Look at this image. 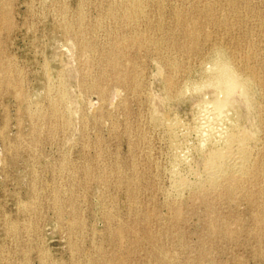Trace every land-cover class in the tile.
<instances>
[{"label": "rangeland", "instance_id": "374dc122", "mask_svg": "<svg viewBox=\"0 0 264 264\" xmlns=\"http://www.w3.org/2000/svg\"><path fill=\"white\" fill-rule=\"evenodd\" d=\"M137 2L0 0V264H264V0Z\"/></svg>", "mask_w": 264, "mask_h": 264}, {"label": "bare ground", "instance_id": "6f19581e", "mask_svg": "<svg viewBox=\"0 0 264 264\" xmlns=\"http://www.w3.org/2000/svg\"><path fill=\"white\" fill-rule=\"evenodd\" d=\"M129 5H132V7H134V8L139 6L137 0H130ZM129 5L127 4V6H129ZM227 63L228 62H226L225 64L218 62V63L214 64L215 88H217L216 91L219 93V97H217L212 102V108L217 115H218V112H220L219 108L221 106H224L227 103V101H228L227 99H228V96L230 94H232L236 89H238V90L240 89L243 96L246 97L247 89L251 85V84L249 85V83H251V82H248V80H243L246 77L245 78L243 77V79L240 78L241 75L239 77H237L233 71L234 69L233 70L231 69L232 66L229 67L230 65H228ZM62 93L64 94V91H62ZM62 93H61V96H64V95H62ZM202 124H204L203 127L206 128L205 122H202ZM206 129H210V128H206ZM213 138H215V137H213ZM250 138H251V136H250ZM218 139L222 142V147L212 149V150L210 149V151L207 153V156H206V162H207L208 166L210 167V172H209V174L207 173L208 176H206L209 181H214L216 179V177H219V174H217V173L218 172L222 173V171H225L226 169H229V171H232L233 172L232 174L241 173L243 171V168L245 167V165H247L246 161L247 160L250 161L248 158L249 150H250V149L248 150L249 135L247 133H244V131L242 133H239V132L232 133V132H228V131L227 132L219 131ZM251 144H253V143H251ZM211 146H212V144H211ZM232 151H234V153L237 155L236 157L238 158V160H235V158H234L233 162L231 164H228L226 159H228L229 154L232 153ZM231 161H232V159H231ZM228 162H230V161H228ZM250 165L248 164V166H250ZM248 166H246V168H248ZM244 171L247 172L248 170L246 171V169H245ZM224 173H226V172H224ZM245 174L246 173H244V175ZM200 180H202V179H200ZM199 183L201 184V181H199ZM212 183H214V182H212ZM194 185H196V184H194ZM192 188H193V186H192Z\"/></svg>", "mask_w": 264, "mask_h": 264}]
</instances>
